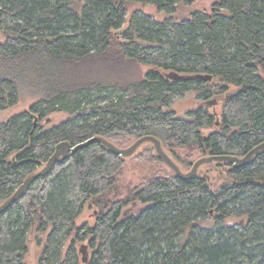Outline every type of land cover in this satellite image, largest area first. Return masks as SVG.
I'll return each mask as SVG.
<instances>
[{
	"label": "trees",
	"instance_id": "trees-1",
	"mask_svg": "<svg viewBox=\"0 0 264 264\" xmlns=\"http://www.w3.org/2000/svg\"><path fill=\"white\" fill-rule=\"evenodd\" d=\"M194 1L0 0L7 35L0 43V110L18 104L25 89L40 92L29 108L0 122V204L64 140L100 135L119 146L153 135L163 146L239 157L264 142V0H216L211 12L195 10L180 21L138 9L123 28L130 2L171 13ZM114 42L123 58L149 65L144 79L120 81L109 55ZM197 73L213 79L189 78ZM190 91L203 102L223 96L220 115L206 102L187 117L169 110ZM56 112L72 116L41 125ZM125 158L90 143L31 182L0 213V264H27L36 227L50 231L39 264H264V148L241 167L217 162L229 166L217 190L205 176L183 179L172 170L113 199L108 193ZM87 204L98 216L77 225ZM215 213L213 227L197 224ZM231 217L238 222L226 223Z\"/></svg>",
	"mask_w": 264,
	"mask_h": 264
},
{
	"label": "rangeland",
	"instance_id": "rangeland-1",
	"mask_svg": "<svg viewBox=\"0 0 264 264\" xmlns=\"http://www.w3.org/2000/svg\"><path fill=\"white\" fill-rule=\"evenodd\" d=\"M216 0H195L191 5H185L182 3L177 4L175 10L171 13H166L163 11H159L156 6L151 4L144 5L139 2H130L128 3L126 17L123 28H127L130 24V18H132L135 10H142L148 15H151L152 18L158 21H163L168 19H173L175 21H180L191 16L192 12L195 10H200L203 12H211ZM7 39V35L4 31L0 29V43L5 42ZM118 42H123L122 39H118ZM113 43L112 49L109 51V55L117 60L119 77L120 81L128 82L144 79L145 74L149 71V65L140 64L136 61L129 60L123 58L121 56V52H119V45ZM40 92L37 89H25L23 91L21 100L18 104L13 105L12 107L0 110V122L7 121L11 116L23 112L29 106L37 101L40 97ZM198 93L196 91H190L185 94L184 97L176 99L173 102V106L169 109L175 111L176 115L181 117H187L189 111L196 110L200 106H204L205 101L203 102L201 99L197 97ZM222 98L223 96L214 95L209 100L217 99L218 103L215 106L210 107V111L212 113H219L222 110ZM72 115L66 112H56L50 114L41 125L44 127H51L54 125H58L66 119L70 118ZM211 128L203 129L205 133L210 132ZM136 138L124 140L120 147L126 148L130 146ZM164 149L166 153H168L179 165L184 172H188L191 170L193 163L198 161L199 158L203 156L209 155V153L200 151L198 149L192 150L185 147L178 146H168L164 145ZM155 149L151 144H145L141 146L136 153L125 158V164L119 173V178L117 182L116 188L113 191H109L108 196L113 199L124 198L130 189L139 186L145 179L152 177L156 174H167L172 173V169L165 165V163L160 160L156 153ZM189 163V164H188ZM227 168L229 166L220 165L217 162L204 163L198 169L199 176H205L208 182L211 185V188L217 190L221 183L226 179V175H228ZM96 216H98V209L92 205L87 204L83 213L77 217L76 224L82 225L84 223L93 224L96 220ZM217 213L214 215H209L206 219H200L197 221V224L204 228H211L216 223ZM226 223H237L238 218L231 217L225 220ZM50 231L39 232L37 227L32 231L29 236L28 242V253L26 254L25 260L27 264H39L40 254L42 253V249L44 247V243L49 235ZM88 240L84 241L85 244H88ZM67 246H68V242ZM83 243H78V248L81 247ZM91 254V251H90ZM82 256V255H81Z\"/></svg>",
	"mask_w": 264,
	"mask_h": 264
},
{
	"label": "water",
	"instance_id": "water-1",
	"mask_svg": "<svg viewBox=\"0 0 264 264\" xmlns=\"http://www.w3.org/2000/svg\"><path fill=\"white\" fill-rule=\"evenodd\" d=\"M178 76V75H176ZM213 75L208 74V73H197L189 78H197L201 80H206V81H211L213 79ZM225 83V82H224ZM217 99H212V100H207L206 106L207 107H212L215 106L218 102ZM102 143L109 149H111L113 152H115L117 155H121L123 157H129L133 155V153H136V151L145 143H152L155 149V153L168 165L173 172L178 175V177H181L183 179H190L193 178L195 175L198 174V169L201 165L204 163H210V162H226L228 161L229 163H233L235 167H241L249 163V160L252 159V157L261 151L264 148V142L258 144L254 148H252L248 154H246L244 157H239L236 155H208V156H203L198 159V161H195L193 163V166L190 171L184 172L182 168L176 164L174 159L166 153L162 141H159V139L153 135H145L142 136L134 141L130 146L123 148L115 143L110 142L106 137L100 136V135H95L83 142L77 143V144H72L68 140H64L62 142H59L56 144L55 151L50 156L49 160L47 161L46 165L42 168L39 169L36 173L31 174L28 176L24 182H22V185L17 189L15 194L11 195L10 198H8L6 201H4L2 204H0V213L8 209L10 205H12L15 201L18 200L20 195L23 194V192L27 189V187L31 184V182L36 181L37 179L41 176H44L50 172V168H52L53 164L55 162H62L64 161L67 156H69L71 153L76 152L77 150L86 147V145H89L90 143ZM226 179H229V175H226ZM128 212H131L130 209H127L124 214H127ZM87 246L83 245V252L86 253ZM85 261L87 260L86 255L83 258Z\"/></svg>",
	"mask_w": 264,
	"mask_h": 264
}]
</instances>
